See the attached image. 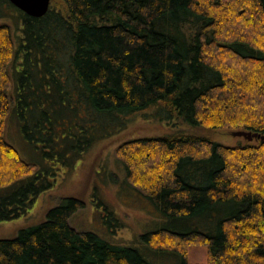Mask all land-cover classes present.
I'll list each match as a JSON object with an SVG mask.
<instances>
[{
  "label": "trees",
  "instance_id": "16d2710c",
  "mask_svg": "<svg viewBox=\"0 0 264 264\" xmlns=\"http://www.w3.org/2000/svg\"><path fill=\"white\" fill-rule=\"evenodd\" d=\"M60 1V10L51 5L33 18L0 0V221L24 213L49 186L44 172L21 160L4 139L15 107L11 75L17 61L35 66L19 73V88L38 67L50 66L48 89L41 84L35 94L46 92L41 96L55 109L42 119L62 109L60 120L71 125L87 117L97 129L123 127L127 116L157 107L154 115L162 112L186 128L214 121L213 128L264 134V36L253 34L264 24V0H226L250 39L221 38V25L230 20L213 11H230L223 0ZM219 51L230 54L242 75L230 76L210 62L207 54ZM71 96L76 103L69 105ZM15 114L29 141L27 121H38L37 112L18 107ZM256 141L227 147L182 132L129 142L161 156L151 161L162 171L152 172L153 181L142 180L141 196L164 220L160 229L139 236L151 262L135 247L73 229L69 219L84 204L65 198L38 225L0 239V264H164L153 253L188 264L183 246L193 243L207 247V264H264V140ZM247 178L255 179L253 185L242 183Z\"/></svg>",
  "mask_w": 264,
  "mask_h": 264
},
{
  "label": "rangeland",
  "instance_id": "374dc122",
  "mask_svg": "<svg viewBox=\"0 0 264 264\" xmlns=\"http://www.w3.org/2000/svg\"><path fill=\"white\" fill-rule=\"evenodd\" d=\"M223 3L229 8V12H223L222 9L213 11V13L222 14L230 20V24L223 25V27L221 25V38L242 36L250 39V34L245 31L243 25L234 16V7L226 0H223ZM51 5L58 10L62 8L60 0H53ZM253 31V34L258 37L257 39H261L264 36V24L259 22L256 31ZM14 34L15 32H13ZM207 57L211 63L220 66L230 76L238 78L242 75L230 54L219 51L207 54ZM20 58L23 60L22 57ZM31 62L29 61L26 67L22 61H17L16 75H11L13 82L11 96L15 98V107L14 109L11 107L6 118L4 139L17 151L21 160L35 165L37 170L41 169L44 172L43 179L49 182V186L33 199L24 213L15 218L0 221V239L13 238L20 230L38 225L45 219L47 211L59 204L60 200L74 198L81 201L84 207L69 219V225L73 229L80 232H92L114 245L135 247L145 255L142 249H149L139 240V236L160 229L164 225V220L151 211L141 196L146 193L142 180L147 177L153 181L152 172L159 173L162 168L157 162H152L151 157L154 158V151L144 149L141 152L136 149L137 145L129 146V142L145 138L173 136L183 132L208 138L227 147H236L247 142L254 145L257 143L256 140L247 141L242 137L232 135L233 132L244 131L243 129L211 127L214 121L206 122L196 129L186 128L178 119L170 118L162 112L154 115L159 110L157 107L127 116L123 127H119L117 124L115 127L114 124H111L108 127L97 129L92 122H88L92 120H88L87 117L83 118L81 122L78 121L71 125L60 120L58 115L62 116V109L52 112L53 117L48 114V117L42 119L45 111L55 109V103H51L50 98L41 96V93L47 95L43 90L38 89L41 91V93H37L39 95L35 94V90L37 91V87H40L41 84L46 85L45 87L48 89L51 78H46V76H52V73L49 74L50 66L45 63L43 68L38 67L36 70V72H41L42 69L40 74L34 72L35 74L27 80L23 88L17 87L19 73L23 71L29 74L31 68H35L34 61L31 60ZM245 73L251 75L253 70L250 72L249 68ZM22 95L25 98V100L22 99L23 104L18 102V97H22ZM71 97L69 105L75 102L73 96ZM254 97L255 93H250L247 96L248 99H254ZM41 98L48 99V101L41 102ZM53 98L56 101L54 96ZM242 106L246 108L244 104ZM18 107L21 111L35 109L37 112L38 121H27L29 129L32 130L28 135L29 141L23 137V125L20 119H16L18 118L16 114L14 116ZM77 109L79 115L80 107ZM258 109L262 110V107L258 106L254 109L256 112L253 110L252 113L260 114ZM40 119L42 120L39 121ZM32 128H35L34 131ZM65 143L66 147L63 148ZM136 157L138 164L134 161ZM160 157L159 154H155V159ZM232 163L239 164L234 159H232ZM128 170L130 171L129 175L127 174ZM254 180V178H247L242 183L253 185ZM183 250L188 264L208 263L206 246L193 243L183 246ZM153 255H157L158 259H163L164 264L180 262L178 259L177 261L165 260L167 257L158 253H153ZM145 257L150 261L147 255Z\"/></svg>",
  "mask_w": 264,
  "mask_h": 264
},
{
  "label": "water",
  "instance_id": "95a60500",
  "mask_svg": "<svg viewBox=\"0 0 264 264\" xmlns=\"http://www.w3.org/2000/svg\"><path fill=\"white\" fill-rule=\"evenodd\" d=\"M16 9L29 17L40 18L44 16L50 7V0H8ZM233 136L242 137L247 141L264 140V134L251 133L248 131H236Z\"/></svg>",
  "mask_w": 264,
  "mask_h": 264
}]
</instances>
